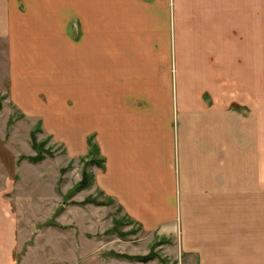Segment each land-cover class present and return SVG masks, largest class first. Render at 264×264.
<instances>
[{"label": "crops", "instance_id": "obj_1", "mask_svg": "<svg viewBox=\"0 0 264 264\" xmlns=\"http://www.w3.org/2000/svg\"><path fill=\"white\" fill-rule=\"evenodd\" d=\"M0 61L8 101L70 162L93 136L95 188L145 232L197 264H264V0H0ZM1 204L0 264H41ZM64 216L44 245L111 264Z\"/></svg>", "mask_w": 264, "mask_h": 264}, {"label": "rangeland", "instance_id": "obj_2", "mask_svg": "<svg viewBox=\"0 0 264 264\" xmlns=\"http://www.w3.org/2000/svg\"><path fill=\"white\" fill-rule=\"evenodd\" d=\"M4 68L0 61V78ZM0 90V202H4L1 205L5 208L11 206L16 210L14 217L19 220L22 231V253L37 252L42 256L41 264H89L85 260L71 262L70 255L55 256L57 246L48 247L39 239V229H44L45 224L59 228L58 218L64 214L63 221L67 223L77 220L80 249L84 250L82 241L87 233L94 232L97 238L105 236L111 241L110 249L103 254L111 264H119L118 260L151 264L198 263L195 257L183 254L177 242L145 232L114 199L94 184L83 190L76 189L83 170L94 174L93 168L98 164L88 165L89 155L80 162H70L64 146L44 131L41 121L26 116L8 101L4 89ZM34 145H42L39 154L43 159L33 160L38 153ZM54 206L59 207L56 214L52 212ZM121 254L148 256V259L139 261L120 257Z\"/></svg>", "mask_w": 264, "mask_h": 264}, {"label": "trees", "instance_id": "obj_3", "mask_svg": "<svg viewBox=\"0 0 264 264\" xmlns=\"http://www.w3.org/2000/svg\"><path fill=\"white\" fill-rule=\"evenodd\" d=\"M88 145H89V150H88L87 155L83 156L80 160L85 159L89 155L90 159L87 160L88 161L87 163H89L88 165H92V164L97 165L98 164L99 167L103 168L105 159L101 155L100 148H99L98 144L93 141V136L89 137ZM34 148L36 149V151L38 150V153L33 158V160L38 161L40 159H43V155L41 156V154H39L40 149H42V145H34ZM94 156H95V158H94ZM87 163H85V165ZM94 182H95L94 174L92 172H89L87 169H84L82 172V177L76 185V189H80V190L86 189V188L90 187L91 185H93ZM157 243H158V241H156V244ZM119 256L124 257V258H129V259H137L139 261H142L143 259H148V256H144V257L143 256H130V255H126V254H121ZM151 257H152V255L150 254V258Z\"/></svg>", "mask_w": 264, "mask_h": 264}]
</instances>
